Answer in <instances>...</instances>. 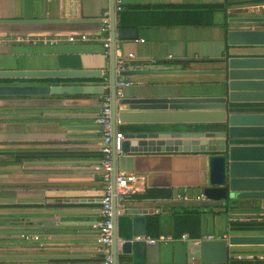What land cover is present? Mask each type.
Here are the masks:
<instances>
[{
  "label": "crops",
  "instance_id": "crops-1",
  "mask_svg": "<svg viewBox=\"0 0 264 264\" xmlns=\"http://www.w3.org/2000/svg\"><path fill=\"white\" fill-rule=\"evenodd\" d=\"M122 1L137 7L124 27H136L138 37L119 41L116 50L130 69L167 61L214 68L215 59L225 55L264 56V46L230 47L226 42L227 19L263 15L259 9L264 0ZM199 3L224 7L213 11L208 24L186 23L190 18L173 7ZM108 10L109 0H0V69L101 70L100 76L79 78H0V84L80 87L0 96V264H101L96 224L103 189L94 166L101 157L102 136L96 117L101 95L109 92V49L100 31ZM71 35L75 41L68 40ZM129 52L132 58H127ZM141 60L145 63L137 64ZM192 83L164 93H206ZM126 127L119 124L118 129L124 132ZM156 127L161 130L162 125ZM117 171L142 176L123 210L116 211L112 250L117 264H186L188 240L175 235L174 218L187 210L199 212L202 235L264 234V199H244L210 211L175 200L178 192L200 191L207 175L201 152L121 153ZM138 215L144 218V235L133 237L126 254L122 234L126 228L132 233ZM144 237L156 242L148 244ZM261 254L264 245H238L233 257Z\"/></svg>",
  "mask_w": 264,
  "mask_h": 264
},
{
  "label": "water",
  "instance_id": "water-1",
  "mask_svg": "<svg viewBox=\"0 0 264 264\" xmlns=\"http://www.w3.org/2000/svg\"><path fill=\"white\" fill-rule=\"evenodd\" d=\"M115 0H109V93L113 123L126 124L120 143L122 153L131 151H196L205 155L207 175L199 185L203 199L177 201L196 208H229L244 199H264V56L225 55L217 67L190 68L183 61H167L116 74L119 41L136 39V27L115 23ZM263 15L227 19L226 42L230 47L264 46ZM256 25V27H253ZM145 63L138 61L137 64ZM148 63V60H146ZM96 69L18 70L0 69V78H79L100 76ZM129 76L132 88L119 98L115 80ZM133 76H141L133 78ZM143 77V78H142ZM192 83L205 94H167L166 90ZM185 85V84H184ZM129 87V86H128ZM77 91L79 86L0 84V96L43 95L50 91ZM161 124V130L156 125ZM114 125V129H115ZM117 172L113 155L112 184ZM112 248L116 247L115 200ZM143 216L133 217L134 229L123 232V251L130 253L133 237L144 235ZM238 245H264V234H230L222 239L186 243V264H227ZM113 264L117 258L113 251ZM244 257V255L242 256Z\"/></svg>",
  "mask_w": 264,
  "mask_h": 264
},
{
  "label": "built area",
  "instance_id": "built-area-1",
  "mask_svg": "<svg viewBox=\"0 0 264 264\" xmlns=\"http://www.w3.org/2000/svg\"><path fill=\"white\" fill-rule=\"evenodd\" d=\"M122 0H115L114 2V13H115V23L119 21V14L122 10ZM109 29H110V11H105L102 16V24L100 31L105 34L104 48L109 49ZM81 40L86 39L85 34L79 36ZM68 40L75 41V36H69ZM143 41V39H140ZM116 50H118L116 48ZM108 51V50H106ZM133 53L129 52L127 58H132ZM128 61L119 55L116 57L115 61V72L116 74L130 69ZM107 83V82H106ZM131 79H124L123 76H119L115 80V93L116 97L119 98L123 95V88L132 85ZM97 124L101 127L102 136L100 140V152L101 157L99 161L94 166V169L99 173L102 181V195L100 197V207H99V219L97 221L98 243L102 253L101 264H113V250H112V236H113V208L112 201L115 200L116 211L123 210V203L125 200L136 191V182L142 176L135 174L130 171H117L115 175V183L112 184V171H113V155L116 156L121 154L120 143L123 139V132L118 129L120 121L116 118L115 123L112 120L111 114V97L109 92H105L101 95V108L96 117ZM115 125V129H114ZM204 195L200 192L191 193L188 191L178 192L175 195V200L177 201H191L203 199ZM183 240H191L194 243L200 240H215L225 238L223 236H216L214 234H203L198 238H192L188 233H183L180 235ZM144 240L148 244H153L156 242L155 238L144 237ZM259 257H264V254L259 255Z\"/></svg>",
  "mask_w": 264,
  "mask_h": 264
},
{
  "label": "trees",
  "instance_id": "trees-1",
  "mask_svg": "<svg viewBox=\"0 0 264 264\" xmlns=\"http://www.w3.org/2000/svg\"><path fill=\"white\" fill-rule=\"evenodd\" d=\"M173 7L177 12L184 13L185 17H189L190 19L185 20L186 23L190 24H208L211 23L210 17H212V13L216 9H222L224 4L216 3V4H180L175 5ZM137 8L131 4L125 5L122 3V10L119 14V26H125L127 23V18L129 14ZM1 80V79H0ZM175 225H176V233L178 236L182 234L184 231H187L189 236L192 238H198L202 234L199 232L200 227V216L199 212L194 209L193 211H183L175 215ZM228 264H264V258H259L258 256L252 257H231Z\"/></svg>",
  "mask_w": 264,
  "mask_h": 264
},
{
  "label": "rangeland",
  "instance_id": "rangeland-1",
  "mask_svg": "<svg viewBox=\"0 0 264 264\" xmlns=\"http://www.w3.org/2000/svg\"><path fill=\"white\" fill-rule=\"evenodd\" d=\"M187 89V88H186Z\"/></svg>",
  "mask_w": 264,
  "mask_h": 264
}]
</instances>
